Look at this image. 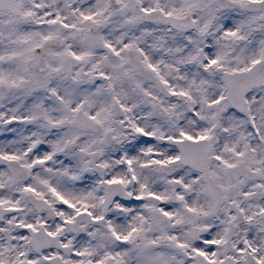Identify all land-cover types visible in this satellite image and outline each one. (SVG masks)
Instances as JSON below:
<instances>
[{
    "label": "snow or ice",
    "instance_id": "obj_1",
    "mask_svg": "<svg viewBox=\"0 0 264 264\" xmlns=\"http://www.w3.org/2000/svg\"><path fill=\"white\" fill-rule=\"evenodd\" d=\"M0 264H264V0H0Z\"/></svg>",
    "mask_w": 264,
    "mask_h": 264
}]
</instances>
